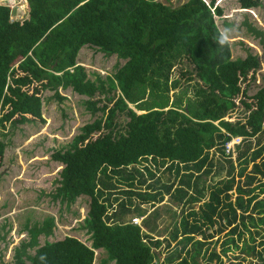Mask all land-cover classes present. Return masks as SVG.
Segmentation results:
<instances>
[{"label":"trees","instance_id":"1","mask_svg":"<svg viewBox=\"0 0 264 264\" xmlns=\"http://www.w3.org/2000/svg\"><path fill=\"white\" fill-rule=\"evenodd\" d=\"M27 2L23 19H12L10 5L0 3V135L28 115L43 121L40 95L47 89L59 100V88L70 89L100 117L51 157L63 165L52 198L70 205L89 197L83 227L90 244L65 236L40 245L38 236L48 237L55 224L45 216L33 228L26 225L30 238L15 248L13 264H94L97 256L99 264H157L162 239L145 229L147 215L140 225L122 220L135 206L133 196L152 207L169 196L183 212L189 209L166 239L167 247L174 241L181 249L159 264H200L203 247L225 230L207 264L233 248L257 253L255 264H264V239L255 251L242 237L248 233L254 242L253 233L264 227V85L248 94L260 60L251 52L232 58L215 0L177 6L161 0ZM238 2L245 12L261 5ZM242 24L264 54V31L247 18ZM85 46L124 62L109 75L88 72L90 78L77 60ZM183 65L181 77L174 76ZM234 136L243 140L233 158L224 144ZM4 150L0 140V159ZM161 167L174 178L162 180ZM222 171L224 177L206 183ZM28 247H35L33 254Z\"/></svg>","mask_w":264,"mask_h":264},{"label":"rangeland","instance_id":"2","mask_svg":"<svg viewBox=\"0 0 264 264\" xmlns=\"http://www.w3.org/2000/svg\"><path fill=\"white\" fill-rule=\"evenodd\" d=\"M161 1L177 6L185 0ZM209 1L205 0V2ZM0 3L10 5L12 19L26 17L29 12L26 0H0ZM215 4L223 9V15L216 16V23L230 42L232 58H244L248 52H251L256 54L260 60V66L255 71L254 79L249 85L248 94L253 95L264 85V78H262L264 54L260 43L247 32L242 20L247 18L252 26L264 31V0H261L259 7L248 9L246 12L240 8L238 0H215ZM18 11L20 14L16 13ZM77 60L86 68L87 73L92 74L91 71H97L103 76L114 73L117 67L124 62L115 55L105 56L87 46L80 50ZM185 69V65L182 68L178 67L174 76L181 77L180 70L184 71ZM89 77L92 76L89 75ZM30 87L33 88L32 85ZM30 87L24 88L31 92ZM58 91L63 97L62 100L57 99L51 90L47 89L41 93L43 121L37 118L33 119L28 115L30 117L28 121L14 125L6 124L5 130L0 135V140L5 143L4 154L0 159V233H4V231L6 233L4 240H0V264H13L15 248L29 240L28 229L39 225L45 216L54 218L53 236L47 238H44L43 235L39 236L38 243L40 245L45 243L43 241L52 242L54 239H61L66 235L77 237L87 245L90 244L89 235L86 228L83 227L84 218L89 209V197H78L70 205L61 204L59 200L52 198L51 192L57 186L56 179L60 177L59 171L63 165L51 157L60 147H67L71 139L80 132V127L93 121L96 117H100V113L98 112L96 115L90 113L82 102L85 97L70 89L59 88ZM143 164L146 163L143 162ZM223 164L226 165L225 162ZM159 170L162 180L169 181L174 178L173 171H164L163 167ZM224 171L219 176L214 173L210 174L206 183L212 184L220 177H224ZM263 197L264 194H261L260 198ZM132 201L135 206L123 215L122 220L131 221V218L137 215L138 209L146 213L144 216L147 215V226L144 228H148L155 238L162 239L160 248H157L155 252L160 254L157 264L163 261L176 247L181 249V244H175L174 241H171L170 246L167 247L166 239L170 240V234L174 227L179 225L181 216L189 209H184L183 212L181 205L169 196H165L164 200L155 204L154 207L149 204L139 205V200L134 196ZM193 206L198 209L199 204ZM216 227L217 225L211 226L208 232H214ZM20 231L23 232V235H19ZM259 232V234L253 233L254 242H251L248 233H244L242 236L249 245H256L255 251H259L263 247L258 243L264 239V227L259 226ZM223 233L215 234L203 247L202 253L205 247H208V250L204 258L199 257L200 264H207L210 250H220V243L216 242V239L218 236L222 239ZM18 236L20 239L17 238ZM50 238L53 240H49ZM241 244L240 241L239 245L241 246ZM189 247L190 244H187L186 248ZM231 248L233 247L231 246ZM34 250L35 247L26 249L29 254H33ZM98 251L96 250V253ZM181 256H186L185 250L182 251ZM99 257L97 256L94 264L100 263ZM258 261L257 253H246L241 248H233L226 255H220L219 259L214 258L211 262L212 264H255Z\"/></svg>","mask_w":264,"mask_h":264},{"label":"built area","instance_id":"3","mask_svg":"<svg viewBox=\"0 0 264 264\" xmlns=\"http://www.w3.org/2000/svg\"><path fill=\"white\" fill-rule=\"evenodd\" d=\"M243 137L242 136H234L231 137V139H229L228 141L225 142L224 144V150L226 154H232L233 158H234V153H235V147L237 145H240L242 143ZM145 216H139V215H135L134 217H132L131 222L133 224L136 225H140V223L142 222V220L144 219Z\"/></svg>","mask_w":264,"mask_h":264},{"label":"crops","instance_id":"4","mask_svg":"<svg viewBox=\"0 0 264 264\" xmlns=\"http://www.w3.org/2000/svg\"><path fill=\"white\" fill-rule=\"evenodd\" d=\"M26 3H27V6H28V2H27V0H26ZM28 8H29V7H28ZM16 13H17V14H20L19 11L16 12ZM28 14H29V12L27 13V15H28ZM26 17H27V16H26ZM23 18H25V17H23ZM23 18H18V19H23ZM137 215H138V214H137ZM57 225H58V224H57ZM9 226H11V223H9ZM11 228H12V227H11ZM14 228H15V226H14ZM53 228H54V227H53ZM53 228H52V229H53ZM16 229H17V227H16ZM16 229H15V230H16ZM20 234L23 235V232L20 231V232H19V235H20ZM39 236H41V235H39ZM39 236H38V237H39ZM43 236H44V235H43ZM51 236H53V235H52V231H51V234H50L48 237H51ZM66 236H69V235H66ZM64 237H65V236H64ZM17 238L20 239L19 236H18ZM17 238H15V239H17ZM44 238H47V237L44 236ZM61 239H62V238H61ZM78 239H79V238H78ZM37 240H38V239H37ZM49 240H53V239L50 238ZM55 240H59V239H54V241H55ZM43 242H44V241H43Z\"/></svg>","mask_w":264,"mask_h":264}]
</instances>
